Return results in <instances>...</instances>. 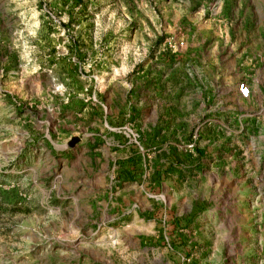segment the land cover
I'll return each instance as SVG.
<instances>
[{
  "label": "rangeland",
  "instance_id": "1",
  "mask_svg": "<svg viewBox=\"0 0 264 264\" xmlns=\"http://www.w3.org/2000/svg\"><path fill=\"white\" fill-rule=\"evenodd\" d=\"M0 264H264V0H0Z\"/></svg>",
  "mask_w": 264,
  "mask_h": 264
},
{
  "label": "built area",
  "instance_id": "2",
  "mask_svg": "<svg viewBox=\"0 0 264 264\" xmlns=\"http://www.w3.org/2000/svg\"><path fill=\"white\" fill-rule=\"evenodd\" d=\"M237 93L241 99H248L250 97V87L246 82H241L237 85Z\"/></svg>",
  "mask_w": 264,
  "mask_h": 264
},
{
  "label": "crops",
  "instance_id": "3",
  "mask_svg": "<svg viewBox=\"0 0 264 264\" xmlns=\"http://www.w3.org/2000/svg\"><path fill=\"white\" fill-rule=\"evenodd\" d=\"M235 96H236V99L238 100V101H240L242 104H249L250 103V97H251V92H250V97L248 98V99H241L240 97H239V95H238V93H237V89H236V93H235ZM234 110H236V109H234ZM238 113L240 114V116L238 117V120H240L241 119V114L243 113L242 111H245L246 112V110L244 109V107L242 106V105H239V107H238ZM244 112V113H245ZM244 119L243 120H246V116H242ZM223 227H225V225H223ZM230 232H231V230H230ZM228 233L229 232H226L225 231V234L224 235H228Z\"/></svg>",
  "mask_w": 264,
  "mask_h": 264
}]
</instances>
